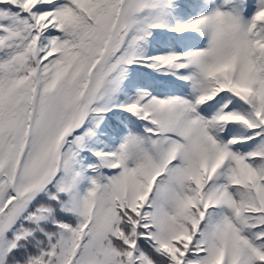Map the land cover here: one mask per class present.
I'll return each mask as SVG.
<instances>
[{
	"label": "snow or ice",
	"instance_id": "6c2138e0",
	"mask_svg": "<svg viewBox=\"0 0 264 264\" xmlns=\"http://www.w3.org/2000/svg\"><path fill=\"white\" fill-rule=\"evenodd\" d=\"M0 264H264V0H0Z\"/></svg>",
	"mask_w": 264,
	"mask_h": 264
}]
</instances>
